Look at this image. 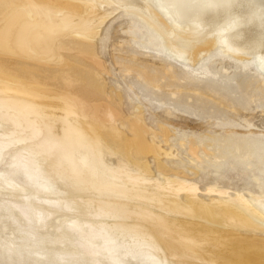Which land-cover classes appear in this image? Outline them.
<instances>
[{
    "label": "bare ground",
    "instance_id": "6f19581e",
    "mask_svg": "<svg viewBox=\"0 0 264 264\" xmlns=\"http://www.w3.org/2000/svg\"><path fill=\"white\" fill-rule=\"evenodd\" d=\"M166 1L185 28L146 0H0V263L264 264V239L240 232L264 230V197L205 202L189 182L153 179L145 158L160 147L141 118L133 140L118 129L94 43L109 17L131 11L179 62L221 43L263 71L264 0ZM236 243L253 246L233 255Z\"/></svg>",
    "mask_w": 264,
    "mask_h": 264
},
{
    "label": "rangeland",
    "instance_id": "374dc122",
    "mask_svg": "<svg viewBox=\"0 0 264 264\" xmlns=\"http://www.w3.org/2000/svg\"><path fill=\"white\" fill-rule=\"evenodd\" d=\"M146 1L170 27L185 28L166 0ZM157 29L147 18L122 10L106 20L95 38L106 97L120 109L118 129L133 140L131 119L141 118L151 130L146 139L160 147V154L145 160L151 177L161 183L189 182L205 202L237 194L264 197V70L258 58L236 57L216 43L197 61L179 62ZM158 160L169 171L159 168ZM179 197L190 203L186 192ZM53 217L49 234L56 232L60 215ZM240 232L250 240L264 239V230ZM235 246L233 255L253 245Z\"/></svg>",
    "mask_w": 264,
    "mask_h": 264
},
{
    "label": "clouds",
    "instance_id": "9594fccd",
    "mask_svg": "<svg viewBox=\"0 0 264 264\" xmlns=\"http://www.w3.org/2000/svg\"><path fill=\"white\" fill-rule=\"evenodd\" d=\"M260 58H258V60H259Z\"/></svg>",
    "mask_w": 264,
    "mask_h": 264
}]
</instances>
